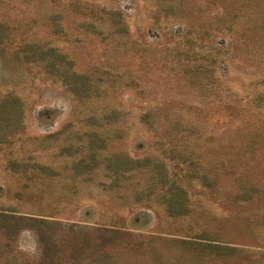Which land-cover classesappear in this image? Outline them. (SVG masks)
<instances>
[{
    "label": "rangeland",
    "instance_id": "obj_1",
    "mask_svg": "<svg viewBox=\"0 0 264 264\" xmlns=\"http://www.w3.org/2000/svg\"><path fill=\"white\" fill-rule=\"evenodd\" d=\"M0 264H264V0H0Z\"/></svg>",
    "mask_w": 264,
    "mask_h": 264
}]
</instances>
